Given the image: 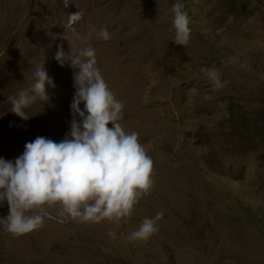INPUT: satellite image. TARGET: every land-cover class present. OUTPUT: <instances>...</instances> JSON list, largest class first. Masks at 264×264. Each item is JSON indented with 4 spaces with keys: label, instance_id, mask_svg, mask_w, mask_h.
I'll use <instances>...</instances> for the list:
<instances>
[{
    "label": "rangeland",
    "instance_id": "obj_1",
    "mask_svg": "<svg viewBox=\"0 0 264 264\" xmlns=\"http://www.w3.org/2000/svg\"><path fill=\"white\" fill-rule=\"evenodd\" d=\"M175 2L0 0V156L36 136L63 139L75 69L57 64L56 45L75 52L91 44L123 102L119 123L138 133L153 161V184L127 218H60V235L49 240L0 226L2 264H264V0H182L191 29L184 46L172 41ZM73 10L81 15L70 29ZM89 25L106 27L110 39L89 35ZM43 61L54 86L21 119L9 97ZM202 66L224 86L216 89ZM59 207L46 210L58 217ZM156 211L157 232L126 239Z\"/></svg>",
    "mask_w": 264,
    "mask_h": 264
},
{
    "label": "clouds",
    "instance_id": "obj_2",
    "mask_svg": "<svg viewBox=\"0 0 264 264\" xmlns=\"http://www.w3.org/2000/svg\"><path fill=\"white\" fill-rule=\"evenodd\" d=\"M171 11L172 41L184 46L190 38V17L183 10L182 0H176ZM80 15L76 10L68 14L70 29ZM88 28L89 35L110 39L106 27ZM72 34L76 39L87 38L74 30ZM60 35L67 41L64 31ZM53 58L58 65L67 63L75 69L67 133L58 141L36 136L23 148L0 156V226L8 234L21 237L43 233L45 240L60 235V218L92 223L127 218L153 184L152 158L139 142L138 133L125 131L119 123L124 105L107 86L97 66L95 49L87 44L75 52L70 48L65 52L57 44ZM200 71L216 89L224 86L214 67L202 66ZM32 78L27 88L9 97L10 111L24 120L29 118L24 109L37 99L42 105L47 102L46 85L54 86L44 61L36 64ZM57 203L58 217L46 210ZM162 215V211H156L154 216L143 217L126 239L146 240L159 230L157 221ZM52 219L58 223L41 226L44 220ZM109 235L115 238L114 233ZM4 262L0 255V264Z\"/></svg>",
    "mask_w": 264,
    "mask_h": 264
}]
</instances>
